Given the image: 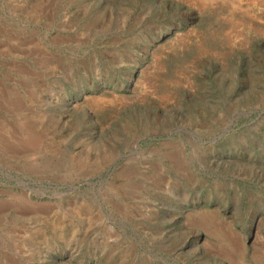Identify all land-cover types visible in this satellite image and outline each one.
Instances as JSON below:
<instances>
[{"label": "rangeland", "instance_id": "1", "mask_svg": "<svg viewBox=\"0 0 264 264\" xmlns=\"http://www.w3.org/2000/svg\"><path fill=\"white\" fill-rule=\"evenodd\" d=\"M0 264H264V0H0Z\"/></svg>", "mask_w": 264, "mask_h": 264}]
</instances>
